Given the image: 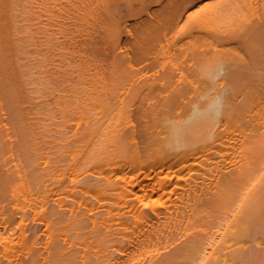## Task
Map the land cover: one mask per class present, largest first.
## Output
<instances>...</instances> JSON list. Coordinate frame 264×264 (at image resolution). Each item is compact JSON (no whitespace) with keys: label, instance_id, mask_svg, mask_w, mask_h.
Wrapping results in <instances>:
<instances>
[{"label":"bare ground","instance_id":"6f19581e","mask_svg":"<svg viewBox=\"0 0 264 264\" xmlns=\"http://www.w3.org/2000/svg\"><path fill=\"white\" fill-rule=\"evenodd\" d=\"M89 5L0 0V253L8 264L20 251L22 264H264V16L259 56L177 62L169 89V73L140 85L116 54L107 73L91 61L76 40Z\"/></svg>","mask_w":264,"mask_h":264},{"label":"rangeland","instance_id":"374dc122","mask_svg":"<svg viewBox=\"0 0 264 264\" xmlns=\"http://www.w3.org/2000/svg\"><path fill=\"white\" fill-rule=\"evenodd\" d=\"M91 1L92 13L88 16L91 24L85 27L86 36H76L81 42L78 47H83L104 73L116 54L120 65L127 68L131 65L129 73L137 77L140 85L161 73H169L166 88L172 89L179 83V72L173 66L177 62L187 66L188 59L204 53L220 57L222 52L223 58L238 56L246 61L260 54L252 49L251 41L260 42L261 37H252V29L262 23L264 0H243L245 4L239 0L243 4L230 11L225 8L230 0H181L179 5L173 3L175 0H93L92 4ZM189 29L195 37L187 34ZM115 33L117 43L112 41ZM10 222L9 228L1 229L8 240L17 232L15 219ZM24 258L20 251L15 264H22ZM0 259V264H8L2 253Z\"/></svg>","mask_w":264,"mask_h":264}]
</instances>
